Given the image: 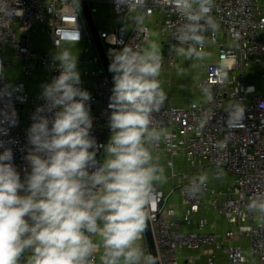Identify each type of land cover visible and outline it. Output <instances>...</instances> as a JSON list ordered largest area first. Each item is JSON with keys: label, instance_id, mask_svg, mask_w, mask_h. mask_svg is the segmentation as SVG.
<instances>
[{"label": "built area", "instance_id": "built-area-1", "mask_svg": "<svg viewBox=\"0 0 264 264\" xmlns=\"http://www.w3.org/2000/svg\"><path fill=\"white\" fill-rule=\"evenodd\" d=\"M84 1L92 17L107 11L99 26L93 21L108 64L110 49L147 48L154 36L164 57L161 74L181 69L172 46H179L175 34L184 20L173 14L167 0H140L135 11L115 8L113 0ZM5 3L23 10L22 15L6 16ZM127 15L132 17L126 25ZM210 15L219 29L205 34L201 77L187 101L172 102L170 81L160 80L168 98L152 119L154 126L169 133L155 153L164 161L160 166L170 171L169 185H155L149 221L160 264H264V212L249 208L253 199L264 201V0H214ZM112 16L114 25H109ZM39 37L47 41L49 51L38 49ZM77 45L80 87L92 97L91 134L103 145L110 137L112 88L80 4L0 0V92L7 88L10 93L0 95V141L12 148L22 180L30 171L23 159L30 147L26 132L36 108L44 104L42 85L59 74L55 55L66 47L74 54ZM250 76H256L263 88L258 89ZM230 104L245 107L244 119L235 127L225 124ZM12 110L15 125L3 115ZM177 155L184 157L187 174L175 172ZM97 159H104L102 148ZM139 243L148 252L144 234ZM210 247L225 256L224 262L218 261L217 253L205 251ZM102 251L101 247L94 264H100Z\"/></svg>", "mask_w": 264, "mask_h": 264}, {"label": "clouds", "instance_id": "clouds-1", "mask_svg": "<svg viewBox=\"0 0 264 264\" xmlns=\"http://www.w3.org/2000/svg\"><path fill=\"white\" fill-rule=\"evenodd\" d=\"M113 2L130 11L141 7L140 0ZM167 2L184 20L175 34L179 46L172 51L202 61L205 34L219 29L210 15L214 0ZM3 11L8 17L23 13L6 3ZM107 55L113 80L107 143L98 144L91 134L92 97L80 87L78 59L67 48L54 57L59 74L42 85L44 104L27 129L30 147L23 159L30 171L23 180L12 148L0 141V264H94L101 247L100 264H157L139 241L155 185L167 182L155 153L169 133L152 119L168 98L159 79L164 57L156 41L140 50L110 49ZM2 94L10 95L7 88ZM227 112L226 126L235 127L245 107L230 104ZM3 115L16 124L14 110ZM101 148L102 161L97 159ZM249 208L264 212V201L253 199Z\"/></svg>", "mask_w": 264, "mask_h": 264}, {"label": "rangeland", "instance_id": "rangeland-1", "mask_svg": "<svg viewBox=\"0 0 264 264\" xmlns=\"http://www.w3.org/2000/svg\"><path fill=\"white\" fill-rule=\"evenodd\" d=\"M106 12H107L106 10H101L98 14L93 16L94 20L97 23V26H99V23H101L100 20L104 17ZM109 19L110 20L108 22H107V19H105V21L107 23H109V25H114L115 19H113V16H112V19L111 18H109ZM124 19H126V17ZM107 23L103 22L102 24L104 26H107ZM154 40H155V37L153 36L151 38V41H154ZM36 44H37V47L40 51H49V49H50L47 41H45V39H42V37H39V40L37 41ZM66 48L71 51L70 47H66ZM76 49H77V52L74 53V55L76 57H78L80 55V49L78 48V45H77ZM72 51L75 52L76 50H72ZM205 58H206V56H205ZM186 62H188V64H187L188 70H184L183 68L180 70H179V68L174 69L176 71L174 73L176 74V76H179V77L178 78L176 77V81L173 85L172 84L169 85V88L171 87L170 90L167 89L169 94L171 96L173 95L172 97L174 98V100L176 102H180L186 98V96L190 92L192 86L194 85V81H196V77H198V75L200 74L199 69H198L199 61L186 60ZM249 80L252 83H254L258 89L263 88L262 83L258 81L256 76H250ZM163 162L164 161L162 159L159 160L160 165H163ZM174 166H175L174 167L175 172L177 174H187L188 170L186 167V161H185L183 156H181V155L175 156ZM164 170H165V175L168 176L170 171L166 170L165 168H164ZM189 175L191 176L194 174L192 172H189ZM164 185L165 186L169 185L168 180H167V182L164 183Z\"/></svg>", "mask_w": 264, "mask_h": 264}, {"label": "water", "instance_id": "water-1", "mask_svg": "<svg viewBox=\"0 0 264 264\" xmlns=\"http://www.w3.org/2000/svg\"><path fill=\"white\" fill-rule=\"evenodd\" d=\"M79 4L82 8L86 23L89 27V30L91 32L94 44H95L96 49L99 53L100 59L102 61L106 75L109 79V82H110L111 88H112L113 87L112 74L109 73V71H108V61L106 59V55L104 52L102 42L98 36V31H97V28L94 24L93 17H92V15L88 9V6L84 0H79ZM144 236H145V242H146L147 247H148V252H150L153 256H155L157 259V264H160L159 259H158V255H157V251H156V246H155L154 237H153L152 228H151L149 218L146 221V230L144 232Z\"/></svg>", "mask_w": 264, "mask_h": 264}, {"label": "crops", "instance_id": "crops-1", "mask_svg": "<svg viewBox=\"0 0 264 264\" xmlns=\"http://www.w3.org/2000/svg\"><path fill=\"white\" fill-rule=\"evenodd\" d=\"M126 17V19H125V23H126V25L128 24V21L131 19V15H127V16H125ZM187 64H188V62H186V59L184 58V57H179L178 58V66L182 69H184V70H188V67H187ZM174 72H176L175 70H170V71H168V72H166L165 74H161V76H160V80L162 81V82H164V81H167V80H169L170 81V84H174L175 83V81H176V77L178 78L179 76H176V74L174 73ZM200 72V71H199ZM200 77H201V72H200V74L198 75V77H196V81L197 80H199L200 79ZM195 82V81H194ZM166 88V87H165ZM168 88V90H170V88H169V86L167 87ZM167 90V91H168ZM169 93V92H168ZM189 94V93H188ZM173 96V95H172ZM170 94H169V97H170V100L172 101V102H175V103H184V102H186L187 101V96H186V98L185 99H183L182 101H180V102H176L175 100H174V98L172 97ZM194 97H198V95L197 94H195V96ZM205 251H207V252H215V253H217L216 254V256H217V259H218V261L219 262H224V259H225V256H223L221 253H219L215 248H212V247H210V248H208V249H206Z\"/></svg>", "mask_w": 264, "mask_h": 264}]
</instances>
